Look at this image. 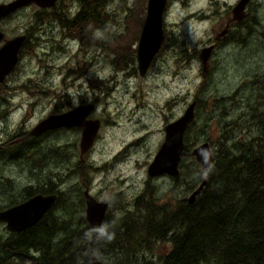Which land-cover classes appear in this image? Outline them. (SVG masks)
<instances>
[{
  "label": "rangeland",
  "instance_id": "374dc122",
  "mask_svg": "<svg viewBox=\"0 0 264 264\" xmlns=\"http://www.w3.org/2000/svg\"><path fill=\"white\" fill-rule=\"evenodd\" d=\"M3 1L7 0H0ZM237 1L171 0L164 16L166 39L143 76L139 74L136 53L140 17L133 16L135 40L127 33L129 8H138L137 0H110L103 9L108 14L105 27L100 29L92 24L94 19H89V26L83 23L73 32L81 39L77 40L83 46V55L87 52L95 55L89 73L82 75L78 71L80 76L75 82L70 51L44 55L45 49L40 42L36 43L33 55L17 65L0 84L3 88L12 87L10 94L8 90L7 95L0 97V145L4 149L0 153V209L11 203L6 200L7 195L13 198L15 195L14 199L22 201L21 190L36 185L38 175L54 182V176L44 175L48 165L54 175H65L64 171L70 168L61 160L66 155L73 165L83 162L86 168L78 172L73 166L74 170L69 172L74 174L56 186L64 194L63 201L81 194L84 209L83 192L88 188L98 200L108 202L107 216L114 218L132 210L138 196L153 198L156 205L172 207L182 199L188 200L209 169H202L190 155L195 146L208 142L214 157L222 144L230 147L264 138V0H249L247 16L210 53L206 66L200 59L201 49L221 34L231 17L229 9ZM36 12H21L8 23L38 28ZM124 34L131 46L128 43L123 46L128 45L131 55L135 50L136 59L120 71L112 64ZM77 40L71 41L73 48ZM99 80L106 82L105 87L89 90L87 100L96 105L90 118L101 124L92 146L82 157L79 126L53 129L39 143L38 156L50 154V159L43 158L41 165H32L29 154H21L19 159L10 156L16 133L30 131L40 120L61 109L84 105L85 101L77 100L87 93L88 86L97 87ZM75 84L84 89H76ZM192 102H195L194 119L184 134V144L186 137L189 143L188 156L180 162V172L175 177L178 180L167 175L150 177L147 168L164 139L165 125L180 117ZM60 208L61 204L55 208L56 214L61 213ZM6 236L8 231L0 223V237ZM169 248L168 243L157 245L153 260ZM113 256L109 253L106 258L111 264L115 262ZM147 257L151 259V255Z\"/></svg>",
  "mask_w": 264,
  "mask_h": 264
},
{
  "label": "trees",
  "instance_id": "16d2710c",
  "mask_svg": "<svg viewBox=\"0 0 264 264\" xmlns=\"http://www.w3.org/2000/svg\"><path fill=\"white\" fill-rule=\"evenodd\" d=\"M99 1L104 0H95L94 10L100 11ZM86 16L77 22V27L94 19L92 24L103 28L100 21L103 15L100 17L99 12H90ZM255 22L258 24L257 20ZM132 29L129 25L127 33L135 40ZM122 39L112 64L116 70L129 66L128 59L135 58V50L131 55L128 45L123 46L128 43L125 34ZM128 44L131 46L130 42ZM108 50L111 53L110 47ZM97 82V88H102L103 81ZM185 140L181 164L188 156V138ZM38 153L39 144L24 154H29L32 165L40 164L43 158L50 159V154L42 157ZM13 157L19 159L20 156L15 154ZM61 161L74 170L70 156H62ZM84 165L78 162L76 170L82 171L86 168ZM46 168L44 175L54 176V182L38 175L36 185L21 190L22 200L38 193H56L58 200L34 226L0 237V264H90L92 254L104 264H111L106 259L109 253L114 255V264L138 261L140 264H264L263 137L230 147L222 144L216 149L213 162L205 173L206 184L192 204L182 199L168 207L169 204L156 205L153 198L138 196L133 209L125 216H106L100 228L86 221L81 194L68 197L66 202L63 201L64 194L56 187L74 172L70 173L69 169L64 171L65 175H54L49 165ZM19 201L16 198L10 204ZM60 204L61 213L56 214L55 208ZM163 243H168L170 248L154 261V249Z\"/></svg>",
  "mask_w": 264,
  "mask_h": 264
},
{
  "label": "water",
  "instance_id": "95a60500",
  "mask_svg": "<svg viewBox=\"0 0 264 264\" xmlns=\"http://www.w3.org/2000/svg\"><path fill=\"white\" fill-rule=\"evenodd\" d=\"M54 0H15L7 4H0V17L9 14L16 8L30 2L39 6H49ZM249 0H239L232 8V20H240L244 17V9ZM166 0H147V13L141 29L137 45V62L140 75H144L162 45V21ZM1 36V35H0ZM23 37H15L7 41L0 49V82L12 70L17 62V52ZM213 46L204 47L200 51V59L204 66L210 57ZM93 105L74 107L63 114H50L40 120L29 134L38 133L69 126H81L82 133L79 147L81 155L93 144L100 123L98 120H86L85 117L92 110ZM195 102L190 103L184 113L177 119L168 122L165 127V135L157 149L152 161L148 165L147 173L150 177L167 175L176 177L179 175V165L184 150V134L194 119ZM80 155V156H81ZM190 155L201 164L202 169H207L212 163L213 152L208 142L195 146ZM206 184L202 178L198 187L190 194L189 203H193L196 195ZM85 201L84 215L87 222L100 227L105 217L108 203L97 200L86 188L83 192ZM57 194L38 193L27 200L12 207L0 211V222L5 223L9 232H19L34 226L56 202ZM90 264H104L97 256L90 257Z\"/></svg>",
  "mask_w": 264,
  "mask_h": 264
},
{
  "label": "flooded vegetation",
  "instance_id": "af4514ba",
  "mask_svg": "<svg viewBox=\"0 0 264 264\" xmlns=\"http://www.w3.org/2000/svg\"><path fill=\"white\" fill-rule=\"evenodd\" d=\"M12 1H15V0L3 1V2H0V4H7V3L12 2ZM109 2H110V0H104L102 2L99 1L98 6H101L100 11L94 10V5L96 4L95 0H54L53 3L49 6H39L35 2H30L24 6H20V7L16 8L15 10H13L12 12H10L7 15L1 16L0 17V35H1L0 36V49L4 46V44L7 41H9L15 37H23L22 43H21V45L18 49V52H17V62L15 64V66L12 68V70L5 76V78L15 71V68L17 65H20L21 62H23L25 59L30 58V56L33 55L34 48L36 46V43H38V42H40L42 47L45 49L44 55L47 53L52 54L53 52H65V53H67L70 51L69 55L71 56V62H73V64L75 65V68H72L73 75H76V76H74V82L77 81V77L80 76L78 71H80V73H82V75L89 73V70H90L91 65L93 64L95 55L92 56V54L89 52H87L86 54L83 55V53H82V47L83 46L80 45V42H79V41H81V39L76 38V36H74L73 32L78 31L79 27H77L78 26L77 22L79 20L83 21L85 17L87 18L86 15L88 13H90V12L93 13L94 11L99 12L100 17L103 15L101 17L100 21L103 22L102 27H105L106 20L108 19V14L104 13L103 9H104V6L106 4H108ZM137 4H138V8H135V9L129 8V13L127 16L129 17L128 18V21L130 23L129 25H132V26L134 25L133 24L134 14L136 15L137 18L140 17V21H141L140 30H141L143 23H144L146 13H147V0H137ZM170 4H171V0H166L165 8L163 11L162 30H164L163 26L165 24L164 16H165V13H166L167 9L169 8ZM248 4L246 5V8H245L244 17L247 16ZM232 8L233 7L231 6V8L229 9V14L231 15V17L229 19H227V21L225 22V26H224V29L221 31V34L217 35L215 39L211 40L209 42V44L207 46H205V47H208V46L212 45L213 49L211 50V52L213 50L215 51L216 47L221 45L222 40H223L222 43L224 41H226L227 37H228L227 36L228 32H230L231 29H233V27L238 25L239 20L238 21L232 20ZM30 10L37 11L35 14L39 15V20L37 19V21H40V24H37L38 28H35V26H33V25L31 26V24H26V23L22 25L23 28L20 25H13V24L8 23L16 15L20 16V14H22L21 12L30 11ZM134 10H135V12H134ZM143 13L145 14L144 18H143ZM244 17L242 19H244ZM84 24L89 26L91 24V22L85 21ZM74 25H76V28H74ZM7 27L9 28V30L6 29ZM36 33H37V35H36ZM80 33H82V31ZM139 33H141V32L139 31ZM162 33H163L162 42H164V40L166 39V34L164 33V31H162ZM81 35L84 37L83 34H81ZM88 36L89 35H87V38H88ZM139 37H140V34H139ZM74 39L75 40L79 39V41L77 40L78 43H77V46L75 48H73L71 45V41ZM136 53H137V51H136ZM123 58L125 61V57H123ZM135 59H136V56H135L134 60L129 58L128 63L133 64L135 62ZM85 67H87L86 70H84ZM131 68H133V67H129V69H131ZM125 69L126 68L123 67L122 69H117V70L122 71ZM5 78L0 82V84L4 82ZM100 81H102V80H100ZM105 84H106V82L103 81V84L101 85L102 88L105 87ZM74 86L78 90L84 89V86L81 87L82 85H80V84H75ZM79 86H80V88H79ZM11 88L7 89V88H3L0 86V97L7 95L8 90H9V94H10ZM100 89L97 88L95 85L94 86H88L87 93L83 94L82 95L83 97L80 96L79 97L80 100L78 99L77 101L79 103H83L85 101L84 105H93L94 106L93 110H94L95 106H96L95 102H93V100L92 101L87 100V98L90 94L89 90L90 91L91 90L96 91V90H100ZM83 98H85V99H83ZM0 101H2L1 98H0ZM78 106H81V105H78ZM66 107H68V105ZM75 107H77V106H75ZM72 108H74V107H72ZM72 108H70V109H72ZM68 110H69V108L68 109H61V111H58L57 113H54V114H62V113L67 112ZM93 110L88 114V116L86 117V120H98V119H91L92 117L90 115L93 112ZM100 124H101V122H100ZM79 127H81V126H79ZM79 127L78 126H69V127H61V128L55 129V130H64V129H69V128H79ZM55 130H47L43 133H40V134L34 135V136L29 134V131H26L23 133H16V135H15L16 138H13V140H12L13 141V148L11 150H9V152H11L10 156L13 157V156H15V154H18V157H19L21 154L30 153V151L35 147V145L41 143V141L45 140L46 135H49V133H51ZM30 136L33 138H31ZM2 152H4V149L0 145V153H2ZM75 170H76V167H75ZM54 194H56V193H54ZM34 195H32V196H34ZM32 196H30V197H32ZM6 197H7L6 200L13 201L15 198V195H14V198L12 195H10V196L7 195ZM30 197H28V198H30ZM28 198H26L22 201H19L17 203H14V204H8L5 207H3L2 209H0V211L4 210L6 208L12 207L16 204H19V203L27 200ZM104 202H106V201H104ZM106 203H108V202H106ZM54 205H55V203L53 204L52 207H54ZM108 209H109V204H108L107 211H108ZM84 210H85V208H84ZM105 215L107 216V212ZM0 223L5 225V223H3V222H0Z\"/></svg>",
  "mask_w": 264,
  "mask_h": 264
},
{
  "label": "bare ground",
  "instance_id": "6f19581e",
  "mask_svg": "<svg viewBox=\"0 0 264 264\" xmlns=\"http://www.w3.org/2000/svg\"><path fill=\"white\" fill-rule=\"evenodd\" d=\"M248 2H249V1H248ZM248 2H247V4H248ZM247 4H246V5H247ZM245 8H246V6H245ZM244 13H245V9H244ZM232 16H233V14H232ZM237 21H238V20H237ZM162 40H163V33H162ZM207 61H208V60H207ZM146 72H147V71H146ZM81 106H82V105H81ZM93 107H94V106H93ZM92 110H93V108H92ZM92 110H91V111H92ZM91 111H90V112H91ZM62 114H63V113H62ZM87 116H88V115H86V117H87ZM86 117H85V119H86ZM99 123H100V122H99ZM99 127H100V126H99ZM57 129H58V128H57ZM52 130H53V129H52ZM98 130H99V129H98ZM44 132H45V131H44ZM97 132H98V131H97ZM41 133H43V132H41ZM38 134H40V133H38ZM38 134H36V135H38ZM184 145H185V144H184ZM83 154H84V153H83ZM83 154H82V155H83ZM80 155H81V153H80ZM82 155H81L80 157H82ZM76 165H77V164H75L74 167H75ZM179 166H180V165H179ZM1 169H2V168H1ZM173 178H175V177H173ZM197 186H198V185H197ZM57 196H58V195H57ZM57 200H58V197H57L56 201H57ZM55 203H56V202H55ZM106 212H107V211H106ZM104 218H105V217H104ZM85 219H86V218H85ZM103 220H104V219H103ZM86 221H87V220H86ZM102 222H103V221H102ZM90 225H91V224H90ZM92 226H93V225H92ZM95 227H97V226H95Z\"/></svg>",
  "mask_w": 264,
  "mask_h": 264
},
{
  "label": "clouds",
  "instance_id": "9594fccd",
  "mask_svg": "<svg viewBox=\"0 0 264 264\" xmlns=\"http://www.w3.org/2000/svg\"><path fill=\"white\" fill-rule=\"evenodd\" d=\"M101 232L103 233V230H101ZM112 237L111 236H109V239H111Z\"/></svg>",
  "mask_w": 264,
  "mask_h": 264
}]
</instances>
